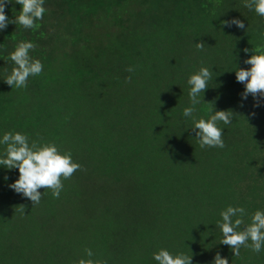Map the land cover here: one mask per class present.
Masks as SVG:
<instances>
[{
	"label": "trees",
	"instance_id": "obj_1",
	"mask_svg": "<svg viewBox=\"0 0 264 264\" xmlns=\"http://www.w3.org/2000/svg\"><path fill=\"white\" fill-rule=\"evenodd\" d=\"M244 3L45 0L38 28L0 30V139L19 132L82 166L58 199L40 189L34 207L8 187L18 169L0 166V264H78L85 249L103 264H157L160 249L192 264L217 253L264 264V250L234 256L217 227L228 206L245 208V224L264 211V100L242 99L235 76L253 49L264 54V18ZM21 7L9 0L5 15L14 20ZM232 19L245 29L222 25ZM20 42L35 45L29 55L44 67L17 89L4 80ZM201 67L212 79L185 117L187 81ZM213 106L234 116L218 124L225 147L201 149L193 120L209 119Z\"/></svg>",
	"mask_w": 264,
	"mask_h": 264
},
{
	"label": "clouds",
	"instance_id": "obj_2",
	"mask_svg": "<svg viewBox=\"0 0 264 264\" xmlns=\"http://www.w3.org/2000/svg\"><path fill=\"white\" fill-rule=\"evenodd\" d=\"M44 2L45 0H16V4L22 7L20 14L10 21L5 15V6L9 0H0V30H5L9 23L19 24L24 29L38 28L36 21L42 20L46 11ZM244 7L254 10L258 16L264 18V0H245ZM222 25L229 28L235 25L238 29H245L244 23L239 19L225 20ZM195 46L200 51L205 48L203 42L196 43ZM34 48L35 45L31 42H20L10 54L9 59L15 67L4 82L11 88H24L30 76H38L42 73L44 66L41 61L33 60L29 55L30 50ZM243 51L247 54L249 49L245 48ZM252 51L254 54L244 60L250 68L238 69L235 71V76L236 81L244 85L242 99H247L251 95L255 101L254 107H257L260 106L261 100H264V54H256L259 49ZM126 70L133 71L132 68ZM130 79L131 77L128 78ZM211 79L212 72L206 67H201L196 74L189 77L187 83L190 85L191 106L184 108L185 117H193L197 110L196 105L201 103V93L204 94L208 89ZM233 116L232 110L215 111L213 106L209 119L193 120L191 130L195 132L200 148L223 149L225 147L223 131L218 124L219 122L225 125L231 124ZM0 145L6 146L4 153L0 155V166L7 170L18 169L19 172L18 179L8 187L29 199L33 207L41 201L40 189L50 190L52 196L58 199L63 190V181L71 179L76 171L82 169L80 164L73 162L70 152L62 154L55 144L41 145L33 141L30 145L28 136L19 132L5 133L0 139ZM20 207L25 210L23 205ZM246 215L245 208L228 206L220 213L222 222L217 223L223 236L220 244L229 246L234 256H239L241 247L250 248L256 254L264 250V211H255L249 224H245L243 219ZM84 251L89 259H80L78 264H103L102 261L91 258L94 255L91 249ZM153 259L157 264H192L193 257L182 253L173 256L168 250L160 249L153 253ZM212 264H229V262L217 253Z\"/></svg>",
	"mask_w": 264,
	"mask_h": 264
}]
</instances>
